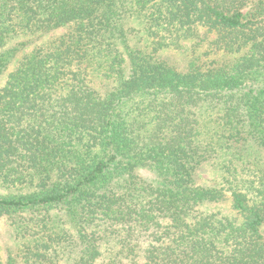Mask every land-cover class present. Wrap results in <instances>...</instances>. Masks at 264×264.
Wrapping results in <instances>:
<instances>
[{
	"label": "trees",
	"instance_id": "obj_1",
	"mask_svg": "<svg viewBox=\"0 0 264 264\" xmlns=\"http://www.w3.org/2000/svg\"><path fill=\"white\" fill-rule=\"evenodd\" d=\"M3 78L0 264H264V0H0Z\"/></svg>",
	"mask_w": 264,
	"mask_h": 264
},
{
	"label": "rangeland",
	"instance_id": "obj_2",
	"mask_svg": "<svg viewBox=\"0 0 264 264\" xmlns=\"http://www.w3.org/2000/svg\"><path fill=\"white\" fill-rule=\"evenodd\" d=\"M62 30H59L58 32H61ZM57 32V33H58ZM209 52V46H208V42H203L202 44V47L200 48V51H199V54H202V53H208ZM186 53L187 52H184V51H176V52H172V55H173V62L176 63L177 65H182L184 62V60H188L190 58V55H187ZM232 54H230L229 56L227 55H223V56H220L218 57L220 60V62H227L229 59L231 60L235 55L231 56ZM206 60L209 59V55L207 57H205ZM3 81H4V78L3 80L1 81L0 85L3 84ZM210 178H212L210 176ZM1 192H5L4 190L0 189V193ZM207 209H210V210H221L223 212H227V213H230L232 212L231 208H230V204L228 201H225V202H222V203H219L217 205H214V206H211L210 208L207 207ZM15 244H14V241H13V238L11 236V233H10V226H9V223L8 221H6L5 219H1L0 220V248H1V251L2 252H5V250L9 247H14L15 248Z\"/></svg>",
	"mask_w": 264,
	"mask_h": 264
}]
</instances>
